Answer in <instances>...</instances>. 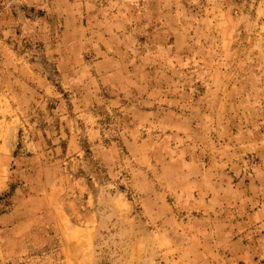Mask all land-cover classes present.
I'll return each instance as SVG.
<instances>
[{
	"label": "rangeland",
	"instance_id": "obj_1",
	"mask_svg": "<svg viewBox=\"0 0 264 264\" xmlns=\"http://www.w3.org/2000/svg\"><path fill=\"white\" fill-rule=\"evenodd\" d=\"M0 264H264V0H0Z\"/></svg>",
	"mask_w": 264,
	"mask_h": 264
}]
</instances>
